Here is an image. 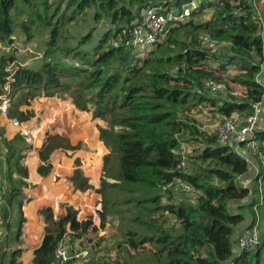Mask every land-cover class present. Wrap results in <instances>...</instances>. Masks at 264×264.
I'll return each instance as SVG.
<instances>
[{
	"label": "trees",
	"instance_id": "obj_1",
	"mask_svg": "<svg viewBox=\"0 0 264 264\" xmlns=\"http://www.w3.org/2000/svg\"><path fill=\"white\" fill-rule=\"evenodd\" d=\"M21 1L32 4L31 0ZM122 1L67 0L65 9L61 7V0H56L54 5L47 1L41 3L44 5L43 12L34 8L31 19L24 21L22 26L28 31L37 20V26L50 28L47 53L64 36L65 24L86 8L96 7L95 19L98 21L103 16L112 17L114 21L121 20L124 26L119 27L113 35L118 43L108 44L105 35L102 43L92 52L67 47V52L79 61L77 64L45 61L35 69L23 65L16 51L0 53V96L6 93V83L9 82L11 87L7 117L20 124L28 122L35 112L22 109V106L29 105L42 92L47 96L60 97L67 93L80 110L89 111L93 107L94 117L109 125L100 127L99 131L100 139L109 149L103 159L105 176L99 189L103 204L100 211L102 225H105L108 215L119 214L123 223L129 226L126 234L130 236V247L137 250L145 243H153L157 246L153 254L158 264H228L230 261L234 264H264V228L262 231L260 229L264 227V198L252 194V188L241 182V178L251 172L250 162L235 151L232 143L219 144L217 136L201 132L184 115L192 105L205 102H210L223 116L233 112L248 115L252 113V103L263 97L264 31L254 19V1L238 0L239 3L230 8L228 5L232 0H203L199 9L192 12L191 18L206 7H215L211 20L194 26L208 32L214 39L228 42L226 59H220L216 50L203 47L202 40L196 37V46L186 45L176 56H170L168 50V57L158 56L153 65L150 64L151 58L143 59L142 67L137 63L141 56L136 51L132 52L130 47L129 33L139 9L165 1L172 7L182 9L191 0H136L138 6L135 8L122 6ZM17 6V0H0L2 43L13 42L11 36L15 21L12 10ZM191 18L171 27L166 39L180 27L188 26ZM121 35L122 39L119 37ZM166 39L156 49L150 50L148 57ZM89 40L90 35L86 34L82 41L87 43ZM174 42L179 43L177 38ZM212 61L219 63L212 66L209 63ZM170 62L178 65L179 75L166 69V64ZM229 65H235L240 72L232 80L246 88V97L238 100L232 96L219 103L205 93V90L212 93L205 82L208 79L227 80L225 74ZM8 67L12 69L7 70ZM10 75L13 80L8 78ZM260 76L262 80L258 79ZM257 136L259 140H264V130L258 131ZM192 140L202 143L203 147L190 158L194 164L190 170L188 149L184 153L183 144ZM9 148L12 150L10 156L14 155V144L9 143ZM60 148L77 150L81 144H73L67 136L49 135L39 151L41 162L37 167L38 174L45 177L51 173L53 165L49 162L50 156ZM184 155L188 159V166L184 172H180L177 165ZM258 163L261 171L255 182L264 178V161L259 158ZM78 164L80 166L79 161ZM15 173L19 175L17 179L13 177ZM28 175V168L18 158L5 181L4 207H10L17 201L21 216L17 233L11 235L15 241L19 240L25 221L23 200L18 196L22 194V186L27 185L25 178ZM107 178L115 182H109ZM177 178L190 181L200 190L193 204L164 200L163 189L169 198L176 195L169 184ZM71 179L76 189L86 191L93 187L80 167L75 169ZM252 196L253 200L247 203V207L240 206L237 212L231 209L232 202ZM124 206L129 208L121 210ZM243 209L252 211V218L258 221L260 241L255 247L237 253L232 239L249 217V213L242 212ZM41 213L48 231L42 244L35 250L32 264H57L55 251L60 242L69 235L73 237L72 243L76 238H82L93 221L92 218L79 220L78 211L71 206L60 217H55L50 206L43 207ZM170 216L173 217L171 224H178L179 228L167 224ZM4 237L7 238L6 235ZM21 253V248L14 249L9 258L8 252L1 250L0 264H20L16 259Z\"/></svg>",
	"mask_w": 264,
	"mask_h": 264
},
{
	"label": "rangeland",
	"instance_id": "obj_2",
	"mask_svg": "<svg viewBox=\"0 0 264 264\" xmlns=\"http://www.w3.org/2000/svg\"><path fill=\"white\" fill-rule=\"evenodd\" d=\"M31 1L32 4L28 5L21 0H17L18 6L12 10V17L15 21V29L11 36L13 42L3 43L2 47H0V53L3 51H16L15 53L19 54L23 65L37 69L45 61H58L64 65L70 63L77 64L79 61L73 58V54L67 52V47L72 46L92 52L95 47L102 43L105 35H107L108 44L118 43L115 41L116 38L113 35L124 24L120 19V21H114L112 17L103 16L102 20H96L97 9L94 6L75 14L65 24V34L60 39L59 44L55 45L50 53H47V42L51 38L50 28L37 26L38 21L35 20V24H32L30 30L27 31L22 26V23L31 19L34 8L36 11L43 12L44 5L42 6L41 3L47 1V3L54 5L56 0ZM196 1L197 3H202L203 0ZM237 1L232 0L228 6L233 8V5L239 3ZM252 1L257 3L264 13V0ZM61 2V7L66 9L67 0H61ZM137 3L136 0H123L121 5L135 8L138 6ZM215 11L214 6H209L197 12L191 18L188 26L180 27L177 31L170 33L168 39L150 57H148L149 53H138L141 57L137 59V63L142 67L143 59L151 58L152 62L150 64L153 65L158 56H165L167 58L168 50H170V56H176L186 45L196 46L194 39L197 37L200 41L203 35L209 33L202 29H196L194 24L205 23L211 20ZM262 30L264 31V27ZM86 34L90 35V40L84 43L82 40ZM119 37L122 39L123 36ZM176 38L179 43L174 42ZM217 41L219 45L216 51L220 55V59H226L229 53L228 42L223 40ZM130 47L132 46L130 45ZM132 52H135L133 47ZM209 63L212 66H217L219 62L212 61ZM228 67L229 70L225 74V79L227 80L224 81L227 84V89L216 94L205 90V93L209 97L216 98L219 103L232 96L238 100L246 97V88L232 80L240 72L235 65H229ZM178 68L176 63L170 62L166 64V69L176 75H179ZM11 69V67L7 68V70ZM8 78L13 80L11 75ZM258 79L262 80V77L260 76ZM5 91L6 93L0 96V185L3 181L5 183L8 180L7 173L18 158L21 164L28 168L29 175L25 178L27 185L22 186V194L18 196V199L23 200L22 210L25 218L22 224V233L18 241H15L11 236L17 233L18 222L21 218L17 201H14L10 207H4L5 201L0 207V241H2L0 251H7L10 258L12 251L20 246L23 247L27 244L31 247L37 246L44 239L43 237L48 231V226L44 215L41 213V209L50 206L54 211L55 217H60L66 214L67 208L71 206L78 211L77 218L79 220L83 221L92 218L93 225L86 235L74 240L75 242H79L83 248L88 249L91 263L158 264L153 254V252L157 251V246L153 243H145L137 250L130 247L128 243L130 236L126 234L129 226L123 223L119 214L113 213L108 215L105 225H102L100 211L103 204L102 194L99 192V189L105 176L103 159L109 152V149L100 139L99 131L100 127H108V123L94 117L93 107L89 111L78 109L73 102L72 96L67 93L60 97L59 95L47 96L42 92L29 105L22 106V109L33 110L35 115L28 122L20 124L17 120L9 119L6 115V109L11 103V87L9 82L5 84ZM261 98L264 103V94ZM5 105L7 106L6 108ZM184 115L190 118V123L200 129L201 132L213 136H217V129L224 117L217 112L210 102L192 105ZM53 134L67 136L73 144L80 143L81 148L77 150L60 148L54 151L49 159V162L53 165L51 173L48 176L40 177L37 172V167L41 162L39 151L44 145L47 136ZM9 143L14 144L16 151L12 156H10L12 150L9 148ZM183 145L188 148V151H186L189 159L203 147L202 143L193 140L184 142ZM259 146L264 150L263 143H259ZM257 158L264 161V158ZM78 161L80 162V166ZM190 162V170H192L194 168L192 159H190ZM78 167L83 169L85 175L89 177V182L93 185L92 188L86 191L76 189L71 179L75 169ZM13 177L17 179L19 177L18 173H15ZM107 179L109 182H115L114 179ZM243 179L244 177L241 178V181ZM249 186L252 188L254 195H262L264 198V178H259V182H255L254 179ZM162 194L165 195L164 200L166 201L171 200L174 203L188 201L192 204V201H195L200 195L195 192L194 194L187 195L189 197L186 195V197L174 195L169 198L168 194L164 193V189ZM251 199L252 197L246 198L243 201H234L231 204V209L237 212L240 206L243 208L247 207V203ZM128 208V206H124L121 210ZM28 211H32V216L34 217L32 220H29ZM242 212L249 213V217L251 218L254 216L253 212L247 209H243ZM130 216L133 217L132 214ZM177 225L173 224L172 226ZM176 228L179 227L177 226ZM263 228H260L261 231ZM68 238L72 240L73 237L69 235Z\"/></svg>",
	"mask_w": 264,
	"mask_h": 264
},
{
	"label": "built area",
	"instance_id": "obj_3",
	"mask_svg": "<svg viewBox=\"0 0 264 264\" xmlns=\"http://www.w3.org/2000/svg\"><path fill=\"white\" fill-rule=\"evenodd\" d=\"M216 1V0H215ZM218 2L220 0H217ZM263 1V0H261ZM254 4V19L264 27V13L257 3ZM200 3L191 0L182 6L172 7L169 2L149 4L143 6L137 12V17L132 21L129 27L131 35L130 45L134 50L142 54L149 53L160 42L166 39L171 27L180 22H186L191 18L192 12L198 10ZM242 13V12H240ZM0 42V47H2ZM201 44L208 49L216 50L219 42L210 35L202 37ZM206 87L212 93H219L227 89L224 81L208 79L205 82ZM7 106L5 105V108ZM264 130V103L259 99L252 103V113L244 115L240 112H233L229 116H224L223 121L217 129V140L221 145L232 143L237 153L250 162V168L253 171V177L249 184L260 175L261 168L256 163L257 157L264 158V150L259 146L257 132ZM188 148L184 145V153ZM258 162V160H257ZM188 166V159L184 155L177 165V170L184 172ZM169 188L176 195H191L201 193L190 181L183 178H177L169 184ZM6 183L0 185V206L5 203ZM252 194L253 191H252ZM186 195V196H185ZM189 197V196H187ZM262 199V198H261ZM197 200V199H196ZM195 200V201H196ZM253 200V196L251 201ZM194 201V200H193ZM250 201V202H251ZM173 222V217H168L167 224ZM260 241V229L258 221L248 217L245 223L241 225V230L232 239L233 248L237 253L249 250L255 247ZM55 261L57 264H93L90 262V253L88 249L81 246L79 242H71L66 236L55 251ZM228 264H234L232 261Z\"/></svg>",
	"mask_w": 264,
	"mask_h": 264
},
{
	"label": "crops",
	"instance_id": "obj_4",
	"mask_svg": "<svg viewBox=\"0 0 264 264\" xmlns=\"http://www.w3.org/2000/svg\"><path fill=\"white\" fill-rule=\"evenodd\" d=\"M263 75H264V73H263ZM259 143H263L264 144V140H262V141L259 140ZM257 160H258V158L256 159V163H258ZM40 177H43V176L40 175ZM252 177H253V171L251 170V172L249 174L244 176L243 182L242 181L241 182L243 184H245L246 186H249V181H250V179ZM61 216H63V215H61ZM42 241H43V239L41 240V242L37 246H32L31 247V246H29V244L26 243L27 245H25L23 247L22 246L18 247L17 249H19V248L22 249V253H21L20 256L17 257V260H16L17 263H20V264H32L33 261H34V258H35V250L42 244Z\"/></svg>",
	"mask_w": 264,
	"mask_h": 264
},
{
	"label": "bare ground",
	"instance_id": "obj_5",
	"mask_svg": "<svg viewBox=\"0 0 264 264\" xmlns=\"http://www.w3.org/2000/svg\"><path fill=\"white\" fill-rule=\"evenodd\" d=\"M83 129V128H82ZM86 137V136H85ZM29 213V220H32L34 217L32 216V211H28Z\"/></svg>",
	"mask_w": 264,
	"mask_h": 264
},
{
	"label": "water",
	"instance_id": "obj_6",
	"mask_svg": "<svg viewBox=\"0 0 264 264\" xmlns=\"http://www.w3.org/2000/svg\"><path fill=\"white\" fill-rule=\"evenodd\" d=\"M47 140H48V136H47V139L45 140L44 144L47 142Z\"/></svg>",
	"mask_w": 264,
	"mask_h": 264
},
{
	"label": "clouds",
	"instance_id": "obj_7",
	"mask_svg": "<svg viewBox=\"0 0 264 264\" xmlns=\"http://www.w3.org/2000/svg\"><path fill=\"white\" fill-rule=\"evenodd\" d=\"M0 243H1V241H0ZM1 247V246H0Z\"/></svg>",
	"mask_w": 264,
	"mask_h": 264
}]
</instances>
